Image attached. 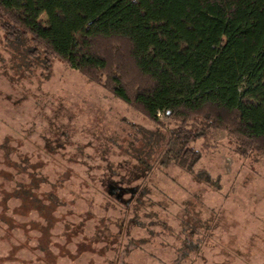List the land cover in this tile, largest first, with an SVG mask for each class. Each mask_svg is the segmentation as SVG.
<instances>
[{"label":"rangeland","instance_id":"1","mask_svg":"<svg viewBox=\"0 0 264 264\" xmlns=\"http://www.w3.org/2000/svg\"><path fill=\"white\" fill-rule=\"evenodd\" d=\"M38 21L49 25L45 13ZM2 38L0 29V185L38 186L23 199L0 191V264H264V153L243 157L213 129L194 145L195 169L213 185L154 167L137 179L149 192L134 214L106 182L136 174L131 142L156 124L58 59L46 73L12 71Z\"/></svg>","mask_w":264,"mask_h":264},{"label":"trees","instance_id":"2","mask_svg":"<svg viewBox=\"0 0 264 264\" xmlns=\"http://www.w3.org/2000/svg\"><path fill=\"white\" fill-rule=\"evenodd\" d=\"M0 29L12 71L46 73L58 59L156 124L138 127L140 146L131 142L136 174L110 172L106 193L119 204L147 200L137 179L154 167H179L213 185L195 169L203 153L194 147L213 129L243 157L264 153V0H0ZM2 180L15 185H0L10 198L38 186Z\"/></svg>","mask_w":264,"mask_h":264}]
</instances>
